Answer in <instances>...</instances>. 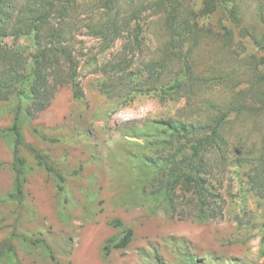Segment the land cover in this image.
Wrapping results in <instances>:
<instances>
[{"label": "rangeland", "instance_id": "374dc122", "mask_svg": "<svg viewBox=\"0 0 264 264\" xmlns=\"http://www.w3.org/2000/svg\"><path fill=\"white\" fill-rule=\"evenodd\" d=\"M235 1L236 24L220 9L202 18L211 30L189 52L199 86L169 99L148 82L163 55L152 28L144 36L139 31L141 49L131 42L133 20L106 44L88 30L102 25L106 14L96 0H78L81 11L88 9L73 26L79 29L76 79L83 93L75 97L69 83L62 85L44 111L20 124L25 141L64 171L63 189L21 150L27 158L24 197L7 198L12 152L9 136L0 135V240L10 237L16 251L14 260L5 255L0 264H263L264 197L248 176L264 156V48L253 38H264V0ZM128 2L142 8L149 0H115L114 6L123 9ZM223 27L231 31L230 42ZM6 40L33 49L29 36ZM15 103L0 101V129L10 126ZM215 124L218 143L205 155L202 175L219 212L201 219L194 194L179 188L165 194L170 174L191 167L167 160L188 153L185 139ZM115 217L133 229L132 240L104 256L105 241L122 232L110 224ZM23 236L43 238L47 247Z\"/></svg>", "mask_w": 264, "mask_h": 264}, {"label": "trees", "instance_id": "16d2710c", "mask_svg": "<svg viewBox=\"0 0 264 264\" xmlns=\"http://www.w3.org/2000/svg\"><path fill=\"white\" fill-rule=\"evenodd\" d=\"M77 2L78 0H11V4H6L5 0H0V101L9 99L16 101L13 120L10 126L0 129V135L9 136L12 152L11 167L14 171L12 186L6 197L17 202H22L24 197L27 171V158L21 155V150H24L36 165L53 175L57 181V188L63 189L64 171L48 154L25 141L20 124L23 120L34 119L44 111L62 85L69 83L75 97L83 93L80 82L76 79L78 64L76 52H79L80 48L75 45V34L79 29L73 26L76 19H82L80 14H86L88 9L81 11ZM114 4L115 0H96L94 6L101 8L107 17L102 25L88 26V30L101 36L107 44L114 39L113 37L121 34V29L127 30L130 21L133 20L136 36L131 42L135 41L139 44L137 49H141V39L137 37L140 35L139 31L144 36L145 31L152 28L151 35L160 39L157 50H161L163 55L161 62L156 65L158 71L153 76L150 74L147 79L152 88H158L159 93L169 99L184 97L195 92L199 86L196 83L195 62L189 56V52L203 37L204 32L211 30L206 27V22L202 21V18L220 9L222 14L230 17L235 24L238 20L235 0H149L142 8L131 7L128 2L123 9H116ZM16 5L20 6L16 8ZM146 16L152 22L146 24L147 18L144 19ZM154 22L160 24L155 26L152 24ZM223 28L229 34L227 38L225 37L226 43L230 42L231 31ZM10 36L15 38L29 36L33 40V49L27 51L25 48L9 45L6 39ZM253 38L260 47L264 48V38ZM155 64L156 61L151 67ZM260 100L264 103L262 92H260ZM205 132L207 130L197 137L185 139L190 142L186 149L188 153L183 151L167 160L172 164L190 163L191 167L187 171L171 173L164 186L165 194L174 193L176 188L194 194L197 199L194 207L197 208V217L201 219L213 218L219 212L215 207V199L209 198L213 193L207 192L206 177L202 175L207 165L205 155L212 153L218 143V125L215 124L208 133ZM177 139L180 141L184 137L178 136ZM224 159L226 158H221ZM255 166V170L250 169L248 180L251 188L255 189L260 197H264L263 155ZM78 171L79 168L73 169L71 174H76ZM164 198L166 200V195ZM221 210H223L222 205L220 214ZM110 224L122 227V232L118 238H108L105 241L102 246L104 256L114 248L126 247L133 236V229L124 227L119 218L111 219ZM21 238L32 244L47 247L43 238L29 239L25 236ZM259 243V250L264 256V234L260 237ZM5 255L13 260L16 256L10 237L0 240V261ZM49 257L54 260L51 253Z\"/></svg>", "mask_w": 264, "mask_h": 264}]
</instances>
